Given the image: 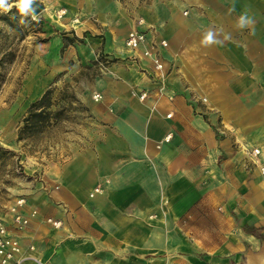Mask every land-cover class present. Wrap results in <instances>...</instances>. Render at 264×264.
<instances>
[{
	"label": "crops",
	"instance_id": "1",
	"mask_svg": "<svg viewBox=\"0 0 264 264\" xmlns=\"http://www.w3.org/2000/svg\"><path fill=\"white\" fill-rule=\"evenodd\" d=\"M86 1L97 23L65 35L55 25L39 57L43 79L89 84L76 90L89 110L86 136L64 135L67 146L29 168L33 180L0 198L22 264H261L264 0ZM242 15L253 23L239 28ZM132 29L158 42L163 91L150 60L129 59ZM209 30L223 43L203 45ZM19 198L22 228L9 210Z\"/></svg>",
	"mask_w": 264,
	"mask_h": 264
},
{
	"label": "rangeland",
	"instance_id": "2",
	"mask_svg": "<svg viewBox=\"0 0 264 264\" xmlns=\"http://www.w3.org/2000/svg\"><path fill=\"white\" fill-rule=\"evenodd\" d=\"M39 1L44 4L43 11L46 7L48 10H45L46 16L43 11L37 14L36 20L31 15L22 17L15 7L8 12L0 11V198L9 192L8 186L22 179L33 180L29 168L37 166L45 153L54 155L61 146H67L69 138L61 142L64 135L85 137L90 120L89 110L77 94L79 87L87 90L89 84H82V79L71 74L43 79L39 57L43 51L40 42L47 40L49 29L56 25L57 32L65 35L71 33L69 27H86L91 21L97 23L95 17L86 12V0H80L83 4L79 8L75 7V0ZM98 1L103 5L110 2ZM9 3L13 4L14 0ZM81 71L84 75L93 70L84 68ZM44 90L46 94H42ZM41 106L49 113L48 120L27 123L24 118L29 111ZM254 148L260 147L250 149L253 155ZM261 153L260 148L257 155ZM256 258L264 262V255Z\"/></svg>",
	"mask_w": 264,
	"mask_h": 264
},
{
	"label": "built area",
	"instance_id": "3",
	"mask_svg": "<svg viewBox=\"0 0 264 264\" xmlns=\"http://www.w3.org/2000/svg\"><path fill=\"white\" fill-rule=\"evenodd\" d=\"M63 12V11H62ZM187 13V11H185ZM139 22H142V20H139ZM147 35L143 30L140 29H132L129 31L125 38V47L126 49L131 53V56L129 59L133 62H138L139 58L144 57L151 61L154 71L156 72L155 76L157 77V80L160 83V91H163L165 89V81H166V74L164 71L165 65L164 61L159 54L157 47L158 42H149L148 43ZM163 46L168 45L167 40H161L159 42ZM141 47H144L141 52H138ZM98 61L102 63L103 66H106L108 63V59H105L103 61V57L101 55L98 56ZM96 95L94 98L96 100H99L102 98V95L100 93H95ZM147 96L146 93H142L140 95V98L144 99ZM172 113H168L167 116L170 117ZM171 138V134H168L165 137L166 141H169ZM253 153L255 155L260 153V148H254ZM261 172L264 175V165L261 166ZM101 191L100 186H96L94 190L91 193V196H93L95 193H98ZM25 202L24 198H19L16 201V204L11 207V212L14 217L15 223H17L20 226L27 225L29 223V218L24 215L20 210H18V207L23 205ZM53 225L58 226L60 225V221H56L53 219H48ZM24 256L22 254V245L18 238H16L14 235L10 233V230L7 226V224L0 219V264H22L24 260Z\"/></svg>",
	"mask_w": 264,
	"mask_h": 264
},
{
	"label": "clouds",
	"instance_id": "4",
	"mask_svg": "<svg viewBox=\"0 0 264 264\" xmlns=\"http://www.w3.org/2000/svg\"><path fill=\"white\" fill-rule=\"evenodd\" d=\"M35 4H37V0H14L13 4H10L9 0H0V11L8 12L12 7H15L22 17L31 15L32 19L36 20V8L33 7ZM21 22L23 23V21ZM252 23V20L248 19L247 16L242 15L238 19L237 26L239 28H245ZM202 43L205 46H211L213 44H222L223 42L216 39V34L214 31L209 30L204 34Z\"/></svg>",
	"mask_w": 264,
	"mask_h": 264
},
{
	"label": "trees",
	"instance_id": "5",
	"mask_svg": "<svg viewBox=\"0 0 264 264\" xmlns=\"http://www.w3.org/2000/svg\"><path fill=\"white\" fill-rule=\"evenodd\" d=\"M48 115L49 113L45 111V107L41 106L39 109L30 110L24 119L27 123L34 124L41 120L47 121L49 118Z\"/></svg>",
	"mask_w": 264,
	"mask_h": 264
},
{
	"label": "water",
	"instance_id": "6",
	"mask_svg": "<svg viewBox=\"0 0 264 264\" xmlns=\"http://www.w3.org/2000/svg\"><path fill=\"white\" fill-rule=\"evenodd\" d=\"M36 8V15L43 11L44 4L37 0V4L33 5Z\"/></svg>",
	"mask_w": 264,
	"mask_h": 264
},
{
	"label": "bare ground",
	"instance_id": "7",
	"mask_svg": "<svg viewBox=\"0 0 264 264\" xmlns=\"http://www.w3.org/2000/svg\"><path fill=\"white\" fill-rule=\"evenodd\" d=\"M95 95H96V94L94 93V94H93V97H94ZM205 99H206V98H205ZM258 256H259V255H258ZM249 257H250V256H249ZM261 264H264V262H262Z\"/></svg>",
	"mask_w": 264,
	"mask_h": 264
}]
</instances>
